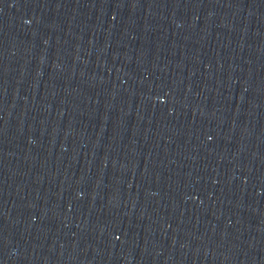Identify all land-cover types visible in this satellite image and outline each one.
I'll return each mask as SVG.
<instances>
[{
  "label": "water",
  "instance_id": "water-1",
  "mask_svg": "<svg viewBox=\"0 0 264 264\" xmlns=\"http://www.w3.org/2000/svg\"><path fill=\"white\" fill-rule=\"evenodd\" d=\"M0 264H264V0H0Z\"/></svg>",
  "mask_w": 264,
  "mask_h": 264
}]
</instances>
